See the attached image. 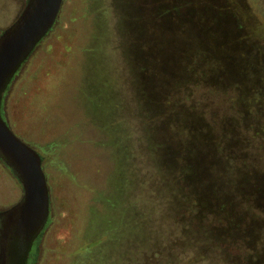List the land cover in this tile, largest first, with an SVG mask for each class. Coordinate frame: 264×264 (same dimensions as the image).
I'll return each mask as SVG.
<instances>
[{"label":"trees","instance_id":"trees-1","mask_svg":"<svg viewBox=\"0 0 264 264\" xmlns=\"http://www.w3.org/2000/svg\"><path fill=\"white\" fill-rule=\"evenodd\" d=\"M124 7L139 119L138 139L126 133L127 263L264 264V17L237 0ZM218 94L229 111L211 120L203 104Z\"/></svg>","mask_w":264,"mask_h":264},{"label":"rangeland","instance_id":"rangeland-1","mask_svg":"<svg viewBox=\"0 0 264 264\" xmlns=\"http://www.w3.org/2000/svg\"><path fill=\"white\" fill-rule=\"evenodd\" d=\"M26 1L0 0V33ZM237 2L264 17V0ZM124 5L125 0H64L54 27L5 94L4 117L41 153L50 190L51 217L30 264H128L122 206L126 133L138 139L139 119L127 113L128 106L135 114L138 109L128 89V66L137 59L128 46L132 29ZM213 97L203 104L211 120L229 111L225 97ZM22 194L0 159V211Z\"/></svg>","mask_w":264,"mask_h":264},{"label":"water","instance_id":"water-1","mask_svg":"<svg viewBox=\"0 0 264 264\" xmlns=\"http://www.w3.org/2000/svg\"><path fill=\"white\" fill-rule=\"evenodd\" d=\"M64 0H27L0 36V159L22 185L21 198L0 211V264H29L51 217L43 157L21 139L3 114L5 94L24 63L54 27Z\"/></svg>","mask_w":264,"mask_h":264},{"label":"flooded vegetation","instance_id":"flooded-vegetation-1","mask_svg":"<svg viewBox=\"0 0 264 264\" xmlns=\"http://www.w3.org/2000/svg\"><path fill=\"white\" fill-rule=\"evenodd\" d=\"M26 4H27V1H26L25 5H24L23 9L25 8ZM23 9L21 10V12L23 11ZM21 12L19 13V15L21 14ZM19 15L17 16V18L19 17ZM17 18H16V19H17ZM16 19H13L12 21H10V23H9L8 25L3 26V29H2V31H1V33H0V36L2 35L3 31H4L6 28H8L9 26H11V25L16 21ZM33 249H34V248H33ZM32 251H33V250H32ZM32 251H31V253H32ZM31 253H30V256H29V264H30V260H31Z\"/></svg>","mask_w":264,"mask_h":264}]
</instances>
